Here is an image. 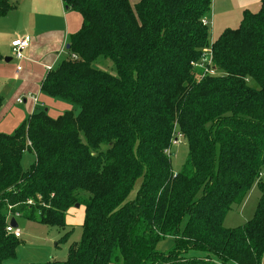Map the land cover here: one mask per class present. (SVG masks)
Wrapping results in <instances>:
<instances>
[{"label": "trees", "instance_id": "1", "mask_svg": "<svg viewBox=\"0 0 264 264\" xmlns=\"http://www.w3.org/2000/svg\"><path fill=\"white\" fill-rule=\"evenodd\" d=\"M61 1L81 25L41 91L78 113L53 119L36 107L0 134V264L18 244L4 231L6 205L55 228L84 207L67 259L44 264H264V0L212 43L211 0ZM12 8L0 0V17ZM206 49L214 75L199 68ZM175 133L187 147L176 174ZM26 150L34 163L23 172ZM254 184L252 218L223 227ZM166 238L171 249L157 251Z\"/></svg>", "mask_w": 264, "mask_h": 264}, {"label": "crops", "instance_id": "2", "mask_svg": "<svg viewBox=\"0 0 264 264\" xmlns=\"http://www.w3.org/2000/svg\"><path fill=\"white\" fill-rule=\"evenodd\" d=\"M9 3L13 8L0 17V134L4 135H11L23 125L36 107L48 113L49 104L69 109L59 105L63 101L42 93L41 85L48 71L64 58L70 36L81 25L80 16L65 8L61 0ZM16 39H27L29 47L22 52L21 60L11 63L10 44ZM4 59L10 61L4 63Z\"/></svg>", "mask_w": 264, "mask_h": 264}, {"label": "rangeland", "instance_id": "3", "mask_svg": "<svg viewBox=\"0 0 264 264\" xmlns=\"http://www.w3.org/2000/svg\"><path fill=\"white\" fill-rule=\"evenodd\" d=\"M225 8L228 9L226 12ZM259 9L260 0H211L210 11L205 16V20L209 26V42L212 43L216 40L226 29H236L241 22L242 14L245 10L256 13ZM206 51L202 56V60L208 63L210 53L208 52L209 50ZM10 53L12 57L11 63H15L16 59L12 54V49ZM66 58L67 54L64 55V59ZM3 62L6 63V60L4 59ZM95 66L111 75H115L116 73L114 65L108 60H98ZM59 105L67 106L69 109L63 110L55 107L54 104H49L51 109H49V117L55 119L68 111H72L74 114L78 113V109L67 102H59ZM177 134L175 133L174 135L177 136ZM169 155L171 158V171L176 174L180 171L187 155V147L181 135L178 136V144L172 146ZM33 163V154L28 150L24 151L20 161L22 171L26 172ZM260 177L264 179V167L261 169ZM259 196V191L256 184H254L243 202L239 206H233L224 215L222 221L223 227L228 229L241 227L250 220ZM83 215V206L71 208L67 212L64 228L48 227L22 217L16 218L21 237L18 239V244L15 247L14 256L5 260L4 264H44L48 261L64 262L67 259L69 247L80 240ZM172 246L173 239L166 238L158 241L155 249L159 252H168ZM185 256L202 258L205 256V253L191 249ZM212 259L214 260L215 257L212 256Z\"/></svg>", "mask_w": 264, "mask_h": 264}, {"label": "built area", "instance_id": "4", "mask_svg": "<svg viewBox=\"0 0 264 264\" xmlns=\"http://www.w3.org/2000/svg\"><path fill=\"white\" fill-rule=\"evenodd\" d=\"M203 24L207 25L208 23L206 22V20H203ZM11 49H12V54L15 57L16 60H21L22 59V52L27 49L29 47V42L27 39H16L14 41L11 42L10 44ZM209 50V49H206ZM206 50H204V53L207 52ZM210 53V50L208 51ZM73 59H75L74 56H72ZM211 56L209 58L208 63H206L204 60H202L201 58V62L199 64V68L202 70V75H214V71L211 69ZM20 68H17V71H19ZM33 102H36L35 98H32ZM18 102H20V100H18ZM178 136H180V134H177V136H175L172 141H171V146H176L178 144ZM27 145L29 146L30 144L27 143ZM28 204L31 203L30 200L27 201ZM12 210V206L10 205H6L5 207V211H4V217H5V222H6V226L4 228L5 234L6 235H10L13 236L15 239H19L21 237V232L17 227H13L10 225V221L13 219L16 222V218L20 217L18 213H11Z\"/></svg>", "mask_w": 264, "mask_h": 264}, {"label": "water", "instance_id": "5", "mask_svg": "<svg viewBox=\"0 0 264 264\" xmlns=\"http://www.w3.org/2000/svg\"><path fill=\"white\" fill-rule=\"evenodd\" d=\"M66 49H69V46H66ZM8 61H10V59L6 60V62H8ZM75 207H78V205H75ZM10 225L13 227H17V223L13 219L10 221Z\"/></svg>", "mask_w": 264, "mask_h": 264}]
</instances>
